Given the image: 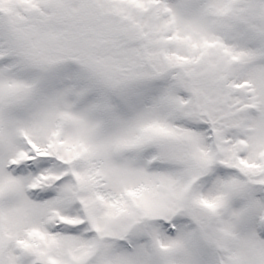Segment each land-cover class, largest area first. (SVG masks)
<instances>
[{
    "label": "snow or ice",
    "instance_id": "snow-or-ice-1",
    "mask_svg": "<svg viewBox=\"0 0 264 264\" xmlns=\"http://www.w3.org/2000/svg\"><path fill=\"white\" fill-rule=\"evenodd\" d=\"M0 264H264V0H0Z\"/></svg>",
    "mask_w": 264,
    "mask_h": 264
}]
</instances>
